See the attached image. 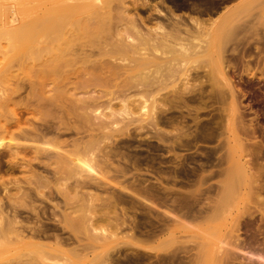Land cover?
<instances>
[{
  "label": "rangeland",
  "instance_id": "374dc122",
  "mask_svg": "<svg viewBox=\"0 0 264 264\" xmlns=\"http://www.w3.org/2000/svg\"><path fill=\"white\" fill-rule=\"evenodd\" d=\"M136 1L97 0L94 4L96 6L95 9L96 11L100 10L99 14L104 15L105 20L95 22V24H99L98 26L93 23L95 26L94 30L93 27H90L92 23L89 25V29L92 30L94 35L91 30L84 32L85 24H88L85 18L81 17L84 20L80 19L81 23L79 24L75 22L77 27L83 23L80 27L81 29L84 28L83 32H81L84 35L75 36L78 39L74 37L75 41L72 39L73 42L68 43L69 46L65 45V48H68L62 50V54L60 53L61 58H64L62 62H59L60 64H56L53 69L54 71L51 69L50 71L49 67L45 66L46 64H37V62L32 66L26 67L25 65L24 67L22 66L24 65L22 60V63L20 60H16L17 62L14 61L10 64L6 82L1 85L3 86L2 90H5L4 93L9 95L11 101L2 108V118H0L1 122L5 119H9L8 121H10L7 129L8 134H4L0 138V181H4V186H7V189L9 188L8 190H10L9 192H11L12 196L17 186L15 183H19L18 185L24 187V191H26L23 195H17V197L14 195L15 198H13L14 196L8 198L7 192L3 193L0 190V196L3 198L1 206L3 210L5 209V213L8 212L7 217L12 216V214H20L18 219L23 227L36 228V226H44L43 228L50 230L51 233L47 234L51 238L40 240L44 244L54 243L53 236L66 238L68 242L65 240L67 244L64 246L65 252L61 256L51 257L49 261H45L46 264H216L217 258L213 257L214 243L216 240H219L220 236L226 233L225 227L222 225L221 216L214 224H210L209 222V225H207V227L214 226L215 224L222 225L220 230L217 229L218 234L213 236L208 230L200 228L205 222L190 221L188 223L186 221L184 224L187 225V228H184L175 222L173 224L174 219L172 215L175 213V215H180L185 209H191L190 211L194 213L203 207L207 208L206 204L209 203L210 200L208 199L211 196L213 203L217 202L220 205L219 207L222 206L220 208L222 209L221 212L225 211V209L228 210L226 208L228 205H231V207L228 206L230 210L236 212L242 205L243 201L237 195L232 194V197L230 195L227 197L225 195L221 196L223 195L222 193L217 194L216 192L210 193L209 195L212 194L211 196L205 194L208 193V187H214L213 189L219 187L220 182L224 180L221 179L222 177L208 180L209 183L208 181L203 182L200 179L203 176H207L209 171H216L214 168H207L208 161L204 159L212 156V159L209 158V162L212 160L214 163L218 158L227 155L226 152L229 144L227 142H231L232 139L230 128L231 130L234 129L235 135L238 139L240 138L241 143L246 148L248 157H245V159H249L250 162L245 159L244 161H248V167L253 168L255 164L257 165L259 159L261 160L260 162L264 159L263 124L260 125L256 121L250 109V104H248V99L243 98L238 90V88L246 90V87L250 86L251 83L254 85L262 84L259 76L254 79L242 77V80L239 81L235 73L234 75L232 72L229 73V78H232L234 87L238 90H235L238 94L235 93L237 103H241L240 105L237 104L239 106L237 107L236 105V111L232 112L229 105L230 99L226 95L225 102L228 103L224 102L223 104L225 105L211 103L210 100L208 102L210 93L207 91H210L209 85L211 83H207L209 82L207 81V75L213 69V64L209 57V60L204 59V61L202 58L199 59V62H192V65H196V67L189 64L193 69H197L193 72L198 73L200 78L195 83H191L189 88H187L188 90L183 89L184 82L181 83L178 76L175 77L176 79L174 77L169 78V74H171L169 70L162 71V68L159 71H155L158 73H155L153 70L148 74L149 70L145 72L142 70V66L138 68L136 65H138L139 53L151 55L153 51L148 49L145 51L133 49L135 46H138L136 45L138 44V37L131 30H127L124 23L126 15L130 16L136 13L138 16L145 18V16L147 17L152 12L147 8L140 7V1L142 0ZM158 1L150 0V3L155 4ZM243 1L230 0L227 2L228 4L225 3V6H231L230 9L236 12ZM252 1L256 2L257 0H250L251 5L242 11L245 15L241 14L243 16L242 20L248 22L250 20L249 23H253L256 17L262 20V26H264V0H258L261 3L258 8L256 7L259 5L258 1L256 3ZM33 4H36V2ZM7 6L5 22L8 30L12 31L19 26L20 19L18 16L16 17L14 6ZM177 13L180 14L181 12ZM77 16L78 14L73 19L80 18ZM155 17L152 16V20L147 24L148 26H153L155 22L160 20L159 18H157L158 20L153 19ZM14 18L15 22H12ZM96 19L98 20V18ZM76 24L74 25L76 26ZM121 24L123 25L121 26ZM73 27L70 26V28L74 29ZM72 29H69V31L73 33L78 28H75L76 30L73 31ZM69 31L68 33H70ZM117 33L119 36H117ZM222 33L220 35L223 37L221 40L225 37V44L222 42L226 48L234 47L238 43V41L235 42L236 39H240V35L242 34L237 33L238 37L236 33L233 35V32H231L232 34H227V31ZM225 33L229 36L224 35ZM127 37H129L130 41L127 40ZM201 40L202 43L207 42V44L210 41V39L204 37ZM105 46L108 57H102V55H99L100 52H98L102 47L105 48ZM125 47L126 50L123 49ZM130 48H132L133 53L130 52ZM85 51L87 55L88 53H94L89 61L84 58L86 55ZM135 53L138 54L134 55ZM81 54L84 56L82 57ZM1 66L0 59V69ZM129 68H133L135 74H131L133 76L129 77L128 80L126 71ZM136 69L142 70V72L140 73L139 70L137 72ZM144 72L146 73L145 75ZM153 73L155 74L153 75ZM156 74L157 77L159 76L163 79L168 77L166 79L167 82L162 87V91L158 94L151 93V91L145 92L146 89L152 88V85L153 87L158 85L157 83L154 84L155 80L159 79V77H156ZM204 76H206V80ZM147 78L148 83H146ZM149 80H153V84L152 82L149 83ZM213 80H217V77L214 76ZM146 84L150 86L146 89L145 87H141L143 85L147 87ZM136 87L142 90H138ZM203 88L205 93L204 100H206L204 103L206 105L204 103V105H197V103L188 102V98L195 97ZM221 88L225 91V88ZM75 90L76 92H74ZM141 92H144L145 96ZM204 128L208 129V134L212 131L214 135V132L217 131L215 135L217 134L219 137L217 135L213 137L212 135L210 139H207L209 138V135L206 133L207 131L201 132ZM209 128L213 129L210 131ZM220 129H224L226 132L223 130L222 133ZM227 131L230 132L229 136ZM205 134L208 136L206 137ZM196 137L197 139L195 140ZM254 137H257V139H254ZM257 145L261 146L262 150H259ZM16 146L21 148L17 150L18 154L15 151L11 153L13 150L11 148ZM257 147L260 152L258 155L256 153L258 152L256 150ZM250 149L253 151L252 155ZM75 152L76 157L82 160L81 166L77 167L79 175L77 177L83 178L87 182L89 181L88 183L91 185L89 187L88 184L87 187L79 190L78 194L70 193L73 188L72 186H74L73 184L76 183V179L72 176L70 177L68 172L63 169L64 167L61 165L59 156H63V154L66 156L67 153L75 154ZM238 155L239 153H236V157ZM262 155L263 159H261ZM252 156L257 159L253 161L254 158L252 159ZM14 157H18L17 160ZM250 163L252 166H250ZM262 165L264 166V161ZM223 166L222 168H227V165L224 164ZM261 171L260 175H263V178L261 177L260 179L264 182V168ZM31 173H35L38 176L37 179L40 180H37L38 190L28 184V180L30 181L31 179ZM95 182H100L97 184L100 185L96 186ZM185 185L186 188L184 187ZM0 187L3 188V186ZM49 190H52L51 194H49ZM136 194L140 197L134 198V196H137ZM75 195H79L76 197L80 199H76ZM121 196L122 200L120 199ZM185 196L186 198L183 200L182 197ZM206 196H208L207 200H205ZM193 197L196 198L194 199ZM81 198L87 199L81 200ZM230 198L231 202L229 201ZM76 201L80 205L77 209L81 207L79 213L76 208L77 211L72 209ZM82 202L83 204H81ZM192 203L194 205H191ZM222 204H226V206ZM55 205L58 207L56 208ZM170 205L171 208H169ZM209 205L212 206V204ZM247 205L253 211L254 207L251 204ZM171 209L172 211H170ZM69 212L71 213L69 214ZM94 215L95 217L92 218ZM90 216H92V220H90ZM6 221L8 220L5 218ZM257 221L258 219L256 218L255 222ZM57 223H62V225ZM163 223L169 224L164 225ZM163 226L166 227L164 228ZM128 227L132 228L131 231ZM91 228L93 231L90 230ZM94 228L96 231H94ZM102 230L105 231L103 232ZM131 233L133 234L131 235ZM95 241L99 244L101 242L102 244H108L102 246ZM7 243L8 240H5L1 242L0 246ZM95 244H98L99 248L100 246L103 248L99 249L97 248L98 245L96 247ZM6 252L8 255H2L4 257H1L0 264L43 263L39 260V257H35L37 256L36 254L27 256L28 253L26 254V251L20 252L15 250V253L12 250Z\"/></svg>",
  "mask_w": 264,
  "mask_h": 264
},
{
  "label": "bare ground",
  "instance_id": "6f19581e",
  "mask_svg": "<svg viewBox=\"0 0 264 264\" xmlns=\"http://www.w3.org/2000/svg\"><path fill=\"white\" fill-rule=\"evenodd\" d=\"M96 1L97 0H0V59H1V65H2L1 69H0V86L6 82L7 75H8L9 70H10V68H9L10 64L16 60H20V61L22 60L23 64H24L22 66H24V67H25V65H26V67L32 66V65H34V63L38 62L37 64H42V65L46 64L45 66L49 67L48 68L49 70L51 69L52 71H54L53 69L56 66V64L59 62H62V59L64 58V57L61 58L60 53L62 54V50L68 48V47L65 48V45L69 46L68 43H71V42L75 41L76 39H78L77 38L78 35H81L82 34L81 32H83V30H84V28L81 29V27H80L81 25H83V23L80 24L78 27H77L76 23H78V24L81 23L80 19L85 18V20L88 21V24H85V30H84V32H85V31L91 30V29H89V25L91 23L95 24V22H97V21L98 22L100 20H101L100 22L103 21L104 15H100L99 14L100 10L96 11V9H95L96 6H94V4ZM228 1H230V0H159L157 3L152 4V3H150V0H142V1H140L141 2L140 7L141 8H147L152 13H150V15H148L147 17L145 16V18L138 16L136 13H135V15H130V16L126 15L127 16L126 21H125V23L124 22L123 23H124V26L127 30H131L138 37V44H136L138 46H135L133 49H139L142 51H145L148 49V50L153 51V53H151V55L139 53L141 56L138 55L139 56L138 57L139 63L137 62L138 65H136V66L138 68H140V66H142L143 67L142 70H144L145 72H147L149 70L148 74L150 71L152 72L154 70V72H155V71H159V69H162V68H163L162 71L169 70L171 73V74H169L170 75L169 78L174 77V79H176L175 77L178 76L181 80L180 82L181 83L184 82L183 83V86H184L183 89L184 90H188L187 88H189V85H191V83H195L200 78L198 73L193 72L196 68L193 69L191 67L192 62H194V63L199 62L200 61L199 59H202V58H203L202 60H204V59L209 60V58H210L211 62L213 64V69L210 73L211 76L209 73H208V75L206 74L208 77L207 81H209V82H207V81L206 82L209 84L211 83L209 85L210 91H207L210 93V96H208V102L210 100L211 103H217L218 105H220L226 101V97L228 96V99H230V101L229 100L228 101H229V105L231 107L232 112L236 111V105L239 103H237V97L235 95V93H236L235 90H237V89L234 87L235 85H234L232 78H229V73L232 72L233 75L235 73L236 74L235 76L238 77L239 81L242 80V77H249L251 79H254V78H257V76H259V79L262 81V84H260V85L255 84L256 85L255 86L254 84L251 83L250 86L246 87V90H240L239 88H238V90H239V93L242 94L243 98L248 99V104H250V109L252 110V113H253L256 121L260 125L263 124V133H264V26H262V24H263L262 20L257 19L256 17L253 20V23H249L250 22L249 19H248L249 22L242 20L243 19L242 15H244L242 13V11L246 10V7L248 8V6L251 5L250 0H244L243 3H241L242 5L239 6V9L236 10V12H235V10L230 9L231 6H225L226 5L225 3H227ZM34 2H36V4H33ZM258 4L259 5L256 6L257 8H258V6H260L261 3L258 1ZM7 5L14 6V8H15L14 12L16 14V17L18 16L20 19L19 26L16 27L15 29H13L12 31L8 30V28L6 27L7 26L6 22H5L6 8L8 7ZM134 6H135V4H134ZM177 12H179V13L181 12V13L178 14ZM77 14L80 18L79 19L75 18L76 20H74L73 17L74 16L76 17ZM103 14H105V13L103 12ZM126 14H127V12H126ZM152 16H156L153 19L156 20L157 18H159L161 21L159 20V21L155 22L153 26H148L147 24L150 23V20H152ZM96 18H98V20ZM107 18H109V17H107ZM82 20H84V19H82ZM12 22H15V18L13 19ZM74 24H76V26ZM92 24L90 27H93V30H94L95 26H94V24L92 26ZM69 25L72 27L74 26L73 27L74 29L70 28ZM95 25L98 26L99 24L98 25L95 24ZM122 25L123 24H121V26ZM66 27H68L69 29H72V31L76 30L75 28H78V29H77V31H74L72 33L69 31L68 28L66 29ZM79 28H80V30H79ZM260 28H262V30H260ZM68 31L70 33H68ZM224 31H227V34H230L231 32H233V35H234V33H236V34L242 33L243 35L242 34L240 35L241 36L240 39H236L235 42L238 41V43H236L235 45L233 44L234 47L231 46L229 48H226V46L223 45L225 37H224V39L221 40V38H223V37L220 36L222 32L224 33ZM91 32H92V30H91ZM89 34H91V33H89ZM92 34H93V32H92ZM238 34H237V36H238ZM83 35H84V33L81 36H83ZM224 35H226V33ZM75 36H77V37H75ZM117 36H119L118 33H117ZM117 36L115 35L116 38H118ZM74 37L76 39H73ZM203 37L210 39V41H208V44H207V42L206 43L201 42L202 41L201 38H203ZM80 38H82V37H80ZM72 39H73V41H72ZM127 40H129V37H127ZM129 41H126V42H129ZM74 44H75V42H74ZM224 44H225V42H224ZM99 47H101V46L99 45ZM103 47L100 49V51H98V52H100L99 55H102V57H108L106 46H105V48H103ZM123 49L126 50V47ZM129 50H131L130 52L133 53L132 48H130ZM83 54H81L82 57L86 54L84 56V58L87 59V61H89V59L92 58L94 53L93 54L88 53V55H87V52H86L84 55ZM136 54H138V53H135L134 55H136ZM73 55H72V57H73ZM76 55H77V53H76ZM69 59H70V57H69ZM69 59H68V62H69ZM22 61H21V63H22ZM189 64H191V65H189ZM136 66H135V68H136ZM192 66L196 67V65H192ZM99 67H101V66H99ZM102 68H103V66H102ZM133 68H129L128 71H126V74L128 75V80H129V77L133 76L131 74H133V73L135 74V72H133ZM44 69H46V68H44ZM137 70H139V69H136V71ZM142 70H139V72L141 73ZM169 71H166V72H169ZM145 72H144V75L146 74ZM49 73H52V72H49ZM155 73H158V72H155ZM155 73H153V75ZM214 76L217 77L218 81L213 80ZM156 77H157V74H156ZM210 77H213V78H210ZM230 77H232V76H230ZM166 79L159 77V79L157 80L158 82L154 79L155 80L154 84L157 83L158 85L154 86V87L152 85V88L150 87V89H152V90L146 89L150 86V85L148 86L147 84H146L147 87L145 85H143L141 87H145L146 90L143 88L145 90V92L151 91V93H157L158 94L162 91L163 85L167 82ZM204 79L206 80V76H204ZM146 80H147L146 83H148V78ZM152 81L153 80H151V81L149 80V83ZM152 84H153V82H152ZM220 86L225 88V91ZM136 88L138 90H142V89H139V87H136ZM136 88H134V89H136ZM2 89H3V86L0 87V118H2V108H4L11 101L9 95L5 94L4 93L5 90H2ZM203 90H204V88L201 89L200 92L195 97L188 98V102L194 103V104L197 103V105L203 104L204 101H206V100H204V98H205L204 94L205 93ZM74 92H76V90ZM105 92H107V91H105ZM141 93L145 96L144 92H141ZM209 93H207V94L209 95ZM103 94H105V93H103ZM225 95H226V97H225ZM206 99H207V96H206ZM238 100H239V98H238ZM203 105H201V106H203ZM213 105H215V104H213ZM223 105H225V104H223ZM239 105H237V107ZM143 108H144V106H143ZM193 108H195V107H193ZM199 108H201V107L199 106ZM199 108H198V110H200ZM228 115H230V114H228ZM240 119H242V118H240ZM255 119H253V120H255ZM8 120L9 119H5L2 122L0 121V138H1V136H4V134L5 135L8 134L7 129H8V126L10 125V121H8ZM238 120H239V117H238ZM221 121H223V120H221ZM257 122H256V124H257ZM231 124H233V123H231ZM231 124H230V126H231ZM223 125H224V123H223ZM213 127H214V125H213ZM215 128H217V127L215 126ZM212 129L213 128H209L210 131ZM223 130L224 129H222V130L220 129L221 132ZM205 131H207L206 133L208 134V129H205V128L201 132H205ZM215 132H217V131H215ZM215 132L213 135V132L211 131L208 134L209 138H207V139H210L212 137V135H213V137L216 136L217 134L215 135ZM230 132H231L232 139H231V142H227V143H229L227 152L225 151L227 153V155L224 157L218 158L214 163L212 162V160H211V162H209V158H211L212 156L209 158L206 157L208 160L203 158L204 160L208 161V166H206V167L207 168L209 167V169L214 168V169H216V171H209L207 176H205V177L203 176L202 178H200V177L199 178L203 182H205V181L211 180L215 177L216 178L222 177L221 179H224V180H222L220 182L219 187H217L215 189H213L214 187L213 188L208 187V189H207L208 193H205V194L209 195L210 193L216 192L217 194L222 193L223 195H221V196L225 195L227 197H228V195L231 196L232 194L237 195L242 199V201H243L242 205L237 209L236 212H233L232 210H230V208L228 206L231 207V205H228L226 207L228 210L225 209V211L221 212L222 209H220V208L222 206L219 207L220 205H218L217 202L213 203V200L211 201V198H212V196H211L212 194H211V195H209V196H211V198L208 199L210 201L208 204H206L207 208L203 207L202 209H200L194 213H192L190 211L191 209L190 210L185 209V211L183 210L184 212H181L180 215L179 214L175 215L176 213L174 215H172L173 219H174V221L173 220L172 221H173V224L175 222V223L179 224L180 226H183L184 228H187V225L184 224V223H186V221H188V223L190 221L191 222H194V221L205 222L204 224H202L200 226V228L204 229V230H208L213 236H216L218 234L217 229L220 230L221 226L224 225V227H225L224 230L226 233L223 236H220L219 240H216L214 243V249H213L214 256L213 257L217 258L216 264H264V195H263L264 194V184H263L264 182L260 179L263 176V175L262 176L260 175V172H262L261 170L264 168V166L262 165L263 161H264L263 155L261 158V159H263L262 162H260L261 161L260 159L258 161V163L260 162V164H258V163H257V165L255 164L256 166L254 165L253 168L248 167V165H249L248 161H244L245 157L246 158L248 157V154L246 153L245 146L241 143L240 138L238 139L237 136L235 135L236 133H234V129L231 130V128H230ZM230 132H228V136L230 135L229 134ZM235 132H237V131H235ZM202 135H200V136L202 137ZM208 135L205 134L206 137ZM237 135H239V134H237ZM251 135H253V134H251ZM36 136H38V135H36ZM217 136L219 137V135H217ZM221 136H222V134H221ZM231 137H227V138H231ZM259 138L263 139L262 137H259ZM196 139H197V137L195 138V140ZM254 139H257V137H254ZM261 139H259V140H261ZM261 141H263V140H261ZM261 141H260V144H261ZM198 142H199V140H198ZM253 142H255V141H253ZM179 145H181V144H179ZM263 146H262V148H263ZM258 147L256 150H258ZM260 147H259V150L261 149ZM11 149H13L11 153H13V151H15L18 154L17 150L21 149V148L19 146H16V147H12ZM253 149H255V148H253ZM259 150H258V152H256L257 155L260 153ZM15 152H14V154H15ZM263 152H264V150H263ZM212 153H214V152H212ZM236 153H239V155L237 157H236ZM252 153H253V151L251 152V155H252ZM14 154H12V156H14ZM17 154H16V156H17ZM73 154L67 153L66 156L64 154H63V156H61V155H59V156L61 159V165L64 167L63 169L68 172V175H70V177L72 176L76 179V183L73 184L74 185V186H72L73 188L71 187L72 191H70V193L73 192L74 194H78L79 190L87 187V185L89 184L88 183L89 181L87 182V180L77 177V176H79L78 172H77V167L81 166L82 160L78 159L76 157V152L74 155ZM208 155H210V154H208ZM17 158L18 157H16V158L14 157V159H16V160H17ZM56 158L58 159V157H56ZM253 158L254 157L252 156V159ZM252 159H251V161H252ZM255 159H257V158H254L253 161ZM245 160H249V159H245ZM249 162H250V160H249ZM224 164L227 165V168H222V166ZM20 166H21V164H20ZM26 166H27V164H26ZM250 166H252V164ZM201 169H202V167H201ZM217 169H219V170H217ZM194 170H195V172H197L196 169H194ZM198 171H199V169H198ZM253 171H254V173H253ZM28 172H29V170H28ZM202 172H203V169H202ZM64 173H65V171H64ZM37 177L38 176L35 173H33V174L31 173V177H30L31 179H30V181L28 180V182H29L28 184L35 187L36 189L38 188L37 187V183H38L37 180H39V179H37ZM70 177L68 176L69 179H71ZM77 180H79V181H77ZM94 181H97V180H94ZM197 181H199V180H197ZM98 183H100V182H97V183L95 182L96 186L100 185V184L97 185ZM208 183H209V181H208ZM18 184L19 183H15V185H17V186L15 188V193L13 194V196L15 195L16 197H17V195H23L26 192V191H24V187H21ZM41 185H42V183H41ZM0 186H3V188L0 187L1 192H3V193L7 192L8 198L12 196L11 192H9L10 190H8L9 188L7 189L6 188L7 186H4V181H0ZM90 186L91 185L89 184V187ZM39 187H41V186L39 185ZM184 187L186 188V185ZM44 189H46V188H44ZM171 189L173 190V188H171ZM51 191L49 194H51ZM121 191H122V189H121ZM136 193H138V192H136ZM9 194H11V195H9ZM130 195H132V194L130 193ZM133 195H134V193H133ZM136 195L137 196H134V198L139 196L138 194H136ZM146 195H147V193H146ZM15 196L13 198H15ZM76 196H79V195H75V197ZM123 196H125V195H123ZM186 196H187V194H186ZM186 196L182 197L183 200H184V198H186ZM202 196H204V195H202ZM202 196H200V197H202ZM77 198L78 197H76V199ZM205 198H206L205 200H207L208 196H206ZM71 199H73V198L71 197ZM78 199H80V198H78ZM86 199L87 198H85V199L81 198V200H86ZM120 199L122 200V196L120 197ZM224 199H226V198H224ZM205 200H204V202L206 203ZM2 201H3V198H2V196H0V244H1V242L5 241V240H8V243L6 245L0 246V259H2L1 257H4V256H2L3 254L8 255V253L6 251H12L13 250L15 252V250H17L20 252L26 251V254L28 253L27 256H29L30 254H33V255L36 254L37 256H35V257H39L40 259L39 258L38 259L41 260V262H43L42 264H46L45 261L46 262L49 261L51 257H53V256L57 257L59 255L61 256L65 252L64 246H65L66 241H67L65 237H64L65 239H63V238H60L59 236H53L52 238H54V243H52V244H44V243H42V241L40 242V240L51 238L47 234V233H51L50 230H48L47 228H43L44 226L42 227L41 225H40L41 227L36 226V228L35 227H23L22 223H20V220L18 219V217H20L19 216L20 214L17 215L15 213L16 215L12 214V216H10L8 214V216H10V217L6 216L8 212H6V213L4 212L5 209L3 210L2 206H1ZM174 201H175V199H174ZM218 201H220V200H218ZM224 201H223V203H224ZM229 201L231 202V198ZM49 202H50V200H49ZM77 202L78 201H76V203L74 202L75 205L72 204L73 210L75 208L77 209L80 206V205H78L79 203H77ZM87 202H88V200H87ZM184 202L186 203V201H184ZM191 202H193V201H191ZM227 202H228V200H227ZM245 202H246V204H244ZM221 203H222V201H221ZM81 204H83V202ZM173 204H174V202H173ZM200 204H203V203H200ZM209 204H212V206ZM247 204H251V206L254 207L252 209L253 211L250 210L251 208L247 207L248 206ZM84 205H86V204H84ZM179 205H180V203H179ZM191 205H194V203H192ZM195 205H196V203H195ZM222 205L226 206V204H222ZM86 206H88V205H86ZM57 207L58 206H56V208ZM83 207H85V206H83ZM91 207H92V205H91ZM169 208H171V205ZM180 208H182V206H180ZM79 209H77L78 213H79ZM66 211H69V210H66ZM170 211H172V209ZM87 212H89V211H87ZM174 212H175V209H174ZM70 213L71 212H69V214ZM80 213H81V211H80ZM83 213L86 214L85 212H83ZM79 215L81 216V214H79ZM164 215H165V213H164ZM220 216H221V220L223 221L222 225L215 224L214 226H211V227L208 226L207 227V225H209L208 224L209 222H210V224H214L216 222V220L218 218H220ZM91 217L92 216H90V220H92ZM94 217H95V215L92 218H94ZM5 218L8 221L5 222ZM157 218H159V217H157ZM166 218H168V217H166ZM256 218L258 219L257 222H255ZM97 220H99V219H97ZM100 221H101V219H100ZM172 221H170V222H172ZM61 222L63 223V221H61ZM90 222H88V223H90ZM62 223H57V224L62 225ZM220 223H222V222H220ZM163 224L165 225V224H169V223H163ZM173 224H171V225H173ZM97 225H98V223H97ZM63 226H64V224H63ZM91 226H92V224H91ZM93 226H94V224H93ZM159 226H161V225H159ZM167 226L169 227V225H167ZM174 226H176V225H174ZM92 228L90 229L91 231H93ZM128 228H130V227H128ZM131 229L132 228H130V231H131ZM149 229H151V228H149ZM153 229H154V227H153ZM161 229H162V227H161ZM94 231H96V229ZM162 231H163V229H162ZM119 232H118V234H119ZM133 233H131V235ZM112 236H115V235H112ZM131 238H132V236H131ZM96 240H97V238H96ZM112 240H110V241H112ZM37 241H39V242H37ZM106 242H109V241H106ZM96 243H98V242H96ZM98 244H95V246ZM100 244L102 246L103 245L106 246V244H108V243L102 244V242H101ZM109 244H111V243H109ZM99 245H98V247L97 246L96 247L99 248ZM93 247H94V245H93ZM100 248H101V246H100ZM17 253L19 254V252H17Z\"/></svg>",
  "mask_w": 264,
  "mask_h": 264
}]
</instances>
